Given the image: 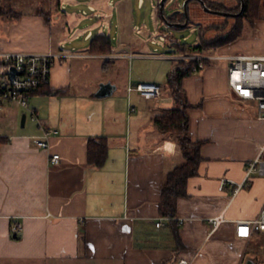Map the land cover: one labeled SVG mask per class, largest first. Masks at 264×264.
Instances as JSON below:
<instances>
[{
    "label": "crops",
    "instance_id": "1",
    "mask_svg": "<svg viewBox=\"0 0 264 264\" xmlns=\"http://www.w3.org/2000/svg\"><path fill=\"white\" fill-rule=\"evenodd\" d=\"M2 3L13 12L0 16V53L66 57L55 63L49 86L31 96L30 109L15 103L0 107V136L10 138L0 152V264L264 260V233L238 238L236 224L255 220L264 210V176L247 179L248 163L264 150V120L258 118L255 101L239 98L231 88L232 62L223 59L264 56V19L246 27L239 39L211 50L206 56L210 63L183 80L192 105L189 136L193 142L206 143L198 174L189 179L187 196L178 198L171 221L160 207L165 178L186 156L179 134L161 132L154 118L175 107V99L164 96L162 85L136 81L132 75L128 96H116L117 67L122 63L131 67L135 59L150 54H138L130 32H120L119 25L116 35L107 33L104 25L99 33L112 38L109 53H91L90 45L68 47L71 38L62 26L56 32L52 10L21 12L13 0ZM195 4L191 18L201 23L206 17L197 13L199 8L203 11L201 3ZM91 10L98 9L91 5ZM121 10L130 14L128 7ZM94 37L90 31L85 39L91 44ZM94 68L107 77L92 76ZM103 84H112L114 92L102 96ZM140 84H154L160 93L147 99L136 89ZM47 131L53 132L50 147L43 149L36 139H45ZM101 137L107 139L109 152L105 165L97 167L89 163L88 148L91 138ZM56 154L60 161L54 164ZM223 180L245 185L235 194L234 183L221 188ZM217 217L224 218L219 225L212 222ZM161 220L164 225L158 228ZM17 225L22 229L15 233Z\"/></svg>",
    "mask_w": 264,
    "mask_h": 264
},
{
    "label": "rangeland",
    "instance_id": "2",
    "mask_svg": "<svg viewBox=\"0 0 264 264\" xmlns=\"http://www.w3.org/2000/svg\"><path fill=\"white\" fill-rule=\"evenodd\" d=\"M141 0H13L17 11H36V10H52L56 24V32L60 33V27H64L67 36H70L72 44L68 47L75 46L82 48L90 45V41L85 39L86 35L93 31L95 36L106 27V32L116 35L118 25L120 32L129 31L131 45H133L138 54L147 53L149 57L137 58L131 67L127 63H122L117 67L119 74V92L116 96H128V86L130 76H134L136 81L154 82L162 85L164 88V96H172L171 89L167 86L168 75L173 69L175 60L180 58L188 59L190 56L183 57L177 52V47L172 45L168 35L164 29L171 31L172 36L179 42H187L195 44L199 41V21H194L191 17L188 27L183 29H175L167 24L163 25L158 19L156 12L159 0H144L142 6ZM187 0H175L173 4L165 8L166 17H170L175 12H181L184 3ZM229 7L237 4L236 0H220ZM46 3V4H44ZM104 9L103 7L107 6ZM91 5L96 6L97 12L91 10ZM103 6V7H102ZM192 6H196L195 3ZM130 8V14L122 13L121 8ZM114 13V16L107 17L106 13ZM206 17L201 23L206 24L213 22H222L224 19L220 15H205L199 8L197 13ZM84 13H87L84 15ZM193 21V22H192ZM198 21V22H197ZM113 25L112 29L110 28ZM68 28L72 29L68 31ZM79 36L80 38H77ZM69 40V41H70ZM68 41V40H67ZM213 53L215 50H212ZM209 53V52H208ZM194 57V56H192ZM191 59V58H190ZM92 76L104 78L107 74L103 70H91ZM79 72L75 76L79 77ZM91 76V77H92ZM135 96H140L135 91Z\"/></svg>",
    "mask_w": 264,
    "mask_h": 264
},
{
    "label": "trees",
    "instance_id": "3",
    "mask_svg": "<svg viewBox=\"0 0 264 264\" xmlns=\"http://www.w3.org/2000/svg\"><path fill=\"white\" fill-rule=\"evenodd\" d=\"M169 1V0H168ZM168 1L165 8L168 6ZM235 6L229 7L220 0H205L206 5L217 11H226L231 13H239L242 9V1L236 0ZM3 0H0V16L12 13V10H6L3 5ZM161 0L157 5L156 12L158 19L162 24H167L161 12ZM193 3L200 4L199 1L193 0L189 4V15L192 17L191 5ZM245 12L240 17H223L222 22H213L206 24L198 23L200 26L199 41L195 44L187 42H179L172 36L171 31L164 29L172 42V45L177 47V52L181 53L183 57L186 56H207L208 52L215 50L221 46L227 45L245 33L246 27H254L256 22L264 19V0H245ZM201 8L205 15H212ZM14 15L18 16L16 12ZM171 23L182 22L186 20L184 14H179L175 17H166ZM193 22V21H192ZM180 29V28H175ZM91 53L106 54L111 51L112 38L107 34H100L95 36L90 44ZM205 64L210 63L207 59ZM200 60L194 58H180L175 60L172 71L168 75L167 86L171 89V95L175 99L176 106L165 109L160 116L154 118V122L158 129L164 133H177L180 136V143L183 147L186 160L181 165L170 171L165 178L163 188V200L160 204L161 213L163 217L170 218L171 221L175 219L177 212V200L180 197L187 196V185L191 177L198 174L199 166L203 160L201 149L205 145V141L193 142L189 136V110L192 105L186 98V92L183 87V80L195 74V68L199 67ZM46 88V87H45ZM35 92L32 93V95ZM10 138L0 136V152L3 144L7 143ZM109 146L105 137L91 138L88 148V159L91 165L103 167L108 159ZM175 225V223H173ZM178 239V232H175Z\"/></svg>",
    "mask_w": 264,
    "mask_h": 264
},
{
    "label": "built area",
    "instance_id": "4",
    "mask_svg": "<svg viewBox=\"0 0 264 264\" xmlns=\"http://www.w3.org/2000/svg\"><path fill=\"white\" fill-rule=\"evenodd\" d=\"M174 1L169 0L168 5L173 4ZM65 57V54L53 53H0V107L7 103H15L30 109L32 93L49 86L55 63ZM190 58L200 60L199 67L195 68V71L205 68L204 60L208 57ZM223 59L232 62L229 68L231 88L239 98L255 101L258 106V118L264 120V56H227ZM133 88L131 86L130 91ZM136 89L147 99L154 98L160 93V88L154 84H140ZM31 110L33 120L37 121L36 111ZM52 133L47 131L45 139L37 138L36 145L43 149L49 148L48 137ZM51 161L57 164L60 161V155H54ZM252 175L264 176V150L247 165V179ZM227 183L236 185L235 194L245 185V182L235 183L232 180H223L221 188L224 189ZM223 221V217L212 220L216 225ZM184 223L185 220H180V224ZM236 224L238 238H250L255 232L264 233V210L255 220L238 221ZM156 225L160 228L164 223L161 220ZM21 229V225L14 226L15 233L20 232ZM182 263L189 264L187 261ZM259 264H264V260Z\"/></svg>",
    "mask_w": 264,
    "mask_h": 264
},
{
    "label": "water",
    "instance_id": "5",
    "mask_svg": "<svg viewBox=\"0 0 264 264\" xmlns=\"http://www.w3.org/2000/svg\"><path fill=\"white\" fill-rule=\"evenodd\" d=\"M168 0H161L160 2V5H161V12H162V16L163 18L165 19V22L167 23V25L169 27H173V28H180V29H183V28H186L188 27L189 23H190V15H189V4L191 3V1L193 0H187L185 3H184V8H183V11L182 13L181 12H175L173 13L170 17H175L179 14H184L186 16V22L184 24H181V23H171L167 18H166V15H165V6H166V3H167ZM199 1L203 7H204V10L208 13H211V14H217V15H220V16H223V17H240L243 15V13L245 12V7H246V3H245V0H241L242 1V9L239 13H231V12H226V11H217V10H213L211 8H209L207 5H206V2L205 0H197ZM114 89L115 87L112 85V84H103L101 86V90H100V94L102 96H105V95H110L114 92ZM23 121H26V115L23 117ZM15 237H17V234H15ZM250 264H253V263H250Z\"/></svg>",
    "mask_w": 264,
    "mask_h": 264
},
{
    "label": "flooded vegetation",
    "instance_id": "6",
    "mask_svg": "<svg viewBox=\"0 0 264 264\" xmlns=\"http://www.w3.org/2000/svg\"><path fill=\"white\" fill-rule=\"evenodd\" d=\"M185 22H186V20H185V21H182V22H179V21H178V22H172V23H174V24H175V23H181V24H184ZM172 28H173V27H172Z\"/></svg>",
    "mask_w": 264,
    "mask_h": 264
}]
</instances>
